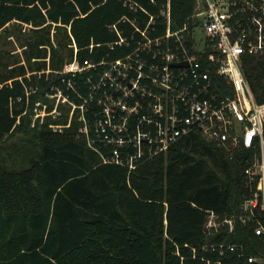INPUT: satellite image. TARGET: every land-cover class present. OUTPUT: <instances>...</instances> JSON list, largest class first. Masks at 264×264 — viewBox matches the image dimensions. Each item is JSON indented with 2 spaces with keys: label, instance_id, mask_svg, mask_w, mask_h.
Masks as SVG:
<instances>
[{
  "label": "trees",
  "instance_id": "obj_1",
  "mask_svg": "<svg viewBox=\"0 0 264 264\" xmlns=\"http://www.w3.org/2000/svg\"><path fill=\"white\" fill-rule=\"evenodd\" d=\"M170 1L177 29L197 1ZM123 15L118 0H0V40L16 34L25 62L0 53V264H260L248 262L264 256L253 224L204 231L206 211L224 218L250 194V151L231 157L196 132L130 173L103 164L76 128L31 127L35 102L58 79L38 73L74 57L68 29L83 60L92 43L116 38L108 26ZM242 68L264 105V58L246 56ZM26 87L39 88L28 107ZM212 244L238 248L221 254Z\"/></svg>",
  "mask_w": 264,
  "mask_h": 264
},
{
  "label": "built area",
  "instance_id": "obj_2",
  "mask_svg": "<svg viewBox=\"0 0 264 264\" xmlns=\"http://www.w3.org/2000/svg\"><path fill=\"white\" fill-rule=\"evenodd\" d=\"M118 1L129 15L108 26L113 41L87 47L90 57L79 59L68 29L74 57L59 71L38 73L58 79L35 102L31 127L76 128L103 164L130 173L196 132L231 157L248 150L250 194L224 218L206 211L204 231L213 237L253 224L264 242V105L242 68L246 56L264 58V0H196L177 29L170 0ZM101 46L103 54L95 49ZM38 89L26 87L27 107ZM209 248L223 254L238 246ZM248 262L264 264V256Z\"/></svg>",
  "mask_w": 264,
  "mask_h": 264
},
{
  "label": "rangeland",
  "instance_id": "obj_3",
  "mask_svg": "<svg viewBox=\"0 0 264 264\" xmlns=\"http://www.w3.org/2000/svg\"><path fill=\"white\" fill-rule=\"evenodd\" d=\"M16 37H17L16 34H11V36L7 40L9 42L8 45H5L4 40H0V53H2V51H10L12 55H15V56L20 55L21 60L23 61L22 64H25L23 56H22L23 48H21L20 42L16 39ZM53 44L55 45V43ZM49 60L50 58L47 59V61ZM20 161H21V158H20Z\"/></svg>",
  "mask_w": 264,
  "mask_h": 264
}]
</instances>
